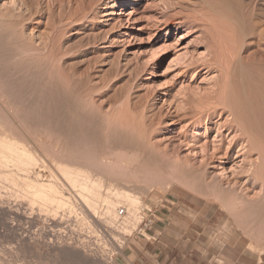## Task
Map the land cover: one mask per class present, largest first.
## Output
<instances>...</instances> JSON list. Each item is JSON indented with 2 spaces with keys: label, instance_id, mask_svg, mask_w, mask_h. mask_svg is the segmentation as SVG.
<instances>
[{
  "label": "rangeland",
  "instance_id": "obj_1",
  "mask_svg": "<svg viewBox=\"0 0 264 264\" xmlns=\"http://www.w3.org/2000/svg\"><path fill=\"white\" fill-rule=\"evenodd\" d=\"M210 2L221 3L0 0V131L22 140L31 131L51 156L93 165L95 173L108 174L110 186L142 193V222L126 236L123 249L109 239V264H152L150 254L157 250L139 237L153 224L162 231L196 233L199 239L192 242L203 245L195 253L206 251V264L221 255L241 260V252L249 264H258L264 254V183L251 167L259 163V152H249L248 143L239 140L231 112H205L224 76L210 62L208 33L217 25L238 29L234 9L246 23L257 19L264 26V0H232V8L221 6L227 10L215 18L205 9ZM187 33L192 36L184 38ZM263 45L256 39L244 55L261 56ZM109 152L114 165H100ZM263 165L264 160L256 170L262 178ZM187 166H195L184 172L191 184L176 183L174 174L183 175L178 173ZM4 183L0 180V203H14L15 190ZM9 219L0 218V264H81L56 250L32 258L24 220L13 225ZM86 229L77 224L74 230Z\"/></svg>",
  "mask_w": 264,
  "mask_h": 264
},
{
  "label": "bare ground",
  "instance_id": "obj_2",
  "mask_svg": "<svg viewBox=\"0 0 264 264\" xmlns=\"http://www.w3.org/2000/svg\"><path fill=\"white\" fill-rule=\"evenodd\" d=\"M220 1V6L210 2L208 8L204 7L208 12H212L214 18L215 16L219 17L217 12H222L225 9H222L223 5L232 8V0ZM109 6L111 8L113 5ZM232 12L234 19L240 21L238 29L229 32L226 27L213 24L215 28L212 27V30L208 31V41H210L208 48L214 54L210 62L212 60L218 64L224 76L221 85L212 97L214 99L212 106L209 105L205 112L207 116L216 115L221 110L231 112L233 119L230 124L237 128L239 140L248 143L249 152L255 150L259 152L261 161L259 160V163L252 162L251 167L254 170L255 178L260 181L262 179L264 183L261 174L256 173L264 160V48L261 56L256 53L244 55L247 48L250 49L256 39L264 43V26L262 21L261 24L260 20L255 18L253 23H246L244 14H240L236 9ZM4 22H8V20H4ZM19 24L21 23L19 22ZM191 36L187 33L184 38ZM43 142L41 136L35 135L31 131L23 140L14 134L0 131V180L7 183L6 186L9 184L13 188L12 190H15L17 197L14 203H7L9 202L7 200L6 203H0V218L1 216L11 218L15 221L13 225H18L24 220L25 241L28 246V254L32 258H41L45 252L56 250L57 254L64 252L74 256L81 264H109L111 259L110 253L107 252V247L110 245L107 244L109 239L112 238L113 245L117 250L121 249L126 236L132 234L137 225L142 222V193H131L126 189L125 191L119 188L121 185L116 183L115 179V184L119 186H110L106 181L108 177H104L106 172H102L104 175L95 173L92 170V164L88 169L65 158L51 156L44 150L46 147L43 149L45 145ZM50 146L52 149L53 146L51 144ZM76 152L78 153V151ZM111 154V152L103 154V162L101 161L99 164L103 166L105 161L111 163L109 161L112 159ZM77 156L79 157V154ZM123 156L126 157V155ZM129 156H127L128 160ZM92 159L91 161L94 160ZM126 159L119 157L117 161H126V164L128 162ZM129 162L132 163V160ZM113 163L111 165H114ZM134 164L136 163L134 162ZM134 164L132 163V166ZM205 165L203 162L202 166L206 168ZM193 167L180 168L182 171L180 170L178 175H181L182 172L183 175L174 174L175 178L172 176L177 180L176 183L190 185L191 183L188 181L190 177L187 179L185 177L187 174L184 176V172L188 173ZM114 181L111 179V182L114 183ZM169 181L171 180L169 179ZM147 189L145 188L146 191ZM146 191L144 192L146 193ZM5 196L7 195L5 194ZM77 224L86 226V231H75ZM24 254L26 253L24 252Z\"/></svg>",
  "mask_w": 264,
  "mask_h": 264
},
{
  "label": "crops",
  "instance_id": "obj_3",
  "mask_svg": "<svg viewBox=\"0 0 264 264\" xmlns=\"http://www.w3.org/2000/svg\"><path fill=\"white\" fill-rule=\"evenodd\" d=\"M160 217V216H158ZM159 219H163L160 217ZM154 227V234H150L149 230H152ZM143 237H139L143 241L149 242L151 241L152 248H156L157 250L155 253H151V263L152 264H206V251L202 253L200 251L199 254L195 253L197 250L196 247L201 248L203 243L199 240L192 242L194 235L196 233L191 232H181V231H162L157 228L154 224L150 228H145L142 232ZM152 236V237H151ZM199 239V238H195ZM138 244H141L137 241ZM230 242L226 243L229 244ZM225 245V243H224ZM141 246V245H140ZM205 248H207V244L204 243ZM228 247H232L231 245H226ZM237 249L242 248V244L238 243L235 246ZM244 255L241 256V260L244 259L246 256V262H241L240 259H234L231 255H221V256H214L213 264H249V256L245 254V252H241ZM149 254V252H146ZM145 255V253H144ZM239 260V261H235ZM258 264H264V254L260 256L258 259Z\"/></svg>",
  "mask_w": 264,
  "mask_h": 264
}]
</instances>
